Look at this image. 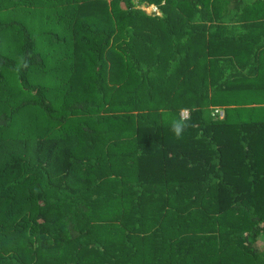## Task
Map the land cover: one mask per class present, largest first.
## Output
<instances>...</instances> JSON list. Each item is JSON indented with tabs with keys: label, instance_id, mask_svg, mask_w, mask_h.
Wrapping results in <instances>:
<instances>
[{
	"label": "trees",
	"instance_id": "obj_1",
	"mask_svg": "<svg viewBox=\"0 0 264 264\" xmlns=\"http://www.w3.org/2000/svg\"><path fill=\"white\" fill-rule=\"evenodd\" d=\"M0 264H264V0H0Z\"/></svg>",
	"mask_w": 264,
	"mask_h": 264
},
{
	"label": "clouds",
	"instance_id": "obj_2",
	"mask_svg": "<svg viewBox=\"0 0 264 264\" xmlns=\"http://www.w3.org/2000/svg\"><path fill=\"white\" fill-rule=\"evenodd\" d=\"M186 111V109H182L179 113V117L172 119L170 122L171 131L177 139H180L182 137L184 131L188 127Z\"/></svg>",
	"mask_w": 264,
	"mask_h": 264
},
{
	"label": "built area",
	"instance_id": "obj_3",
	"mask_svg": "<svg viewBox=\"0 0 264 264\" xmlns=\"http://www.w3.org/2000/svg\"><path fill=\"white\" fill-rule=\"evenodd\" d=\"M186 110H187L186 111V116L188 118L190 116V111L188 109H186ZM215 113L216 114L219 113L220 114V117H224V115H225V111L223 109H216L215 110Z\"/></svg>",
	"mask_w": 264,
	"mask_h": 264
},
{
	"label": "rangeland",
	"instance_id": "obj_4",
	"mask_svg": "<svg viewBox=\"0 0 264 264\" xmlns=\"http://www.w3.org/2000/svg\"><path fill=\"white\" fill-rule=\"evenodd\" d=\"M143 8H145V10L146 11H148V12H152L153 11V8H152V6H142Z\"/></svg>",
	"mask_w": 264,
	"mask_h": 264
}]
</instances>
